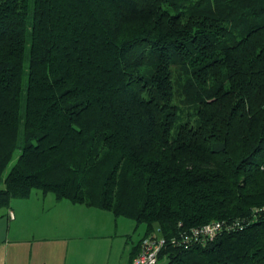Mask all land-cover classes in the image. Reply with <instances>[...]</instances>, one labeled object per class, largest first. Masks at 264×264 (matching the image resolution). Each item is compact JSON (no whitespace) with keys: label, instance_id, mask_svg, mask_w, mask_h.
Wrapping results in <instances>:
<instances>
[{"label":"trees","instance_id":"trees-1","mask_svg":"<svg viewBox=\"0 0 264 264\" xmlns=\"http://www.w3.org/2000/svg\"><path fill=\"white\" fill-rule=\"evenodd\" d=\"M0 183L142 237L240 219L159 262L264 264V0H0Z\"/></svg>","mask_w":264,"mask_h":264},{"label":"crops","instance_id":"crops-1","mask_svg":"<svg viewBox=\"0 0 264 264\" xmlns=\"http://www.w3.org/2000/svg\"><path fill=\"white\" fill-rule=\"evenodd\" d=\"M49 194L0 208V264H129L134 220Z\"/></svg>","mask_w":264,"mask_h":264},{"label":"built area","instance_id":"built-area-1","mask_svg":"<svg viewBox=\"0 0 264 264\" xmlns=\"http://www.w3.org/2000/svg\"><path fill=\"white\" fill-rule=\"evenodd\" d=\"M264 211V205L255 208L252 220L257 213ZM243 223L240 219L234 220H211L205 224L194 226L180 231L176 235L164 236L156 228L155 231L142 237L139 243V251L134 257L132 264H159V254L167 245L180 248H190L194 245H205L222 232L241 229Z\"/></svg>","mask_w":264,"mask_h":264},{"label":"rangeland","instance_id":"rangeland-1","mask_svg":"<svg viewBox=\"0 0 264 264\" xmlns=\"http://www.w3.org/2000/svg\"><path fill=\"white\" fill-rule=\"evenodd\" d=\"M29 32V30H28ZM29 43H30V38H29V35L27 36V43H26V50H28V47H29ZM25 63L26 62V59H25ZM26 82H27V73H26V68H25V72L23 74V99H22V105H21V121L23 119V115H24V94H25V87H26ZM183 115H182V120H190L191 122L194 121V118L195 116L194 113H193V109L192 108H189L188 106H183ZM174 131V130H173ZM19 152L20 150L19 149H15L14 153H13V156L10 160V162L8 163L7 167L5 168L4 172H3V177L9 172V170L11 169V167L13 166V164L15 163L18 155H19ZM33 193L36 192V193H40L38 190H33L32 191ZM49 196H52L51 194H49ZM126 220V222H131L133 223V221H130L128 219H124ZM145 229V225L144 224H140L137 226V229L135 230V232H133L131 234L132 236V240L133 242H136L138 240V238L142 235L143 231ZM164 262V260H161L159 262V264H162ZM121 264H128V260L127 258H124L121 262Z\"/></svg>","mask_w":264,"mask_h":264}]
</instances>
